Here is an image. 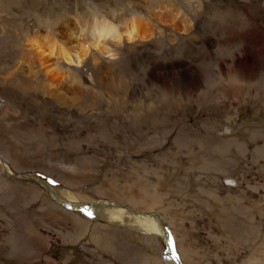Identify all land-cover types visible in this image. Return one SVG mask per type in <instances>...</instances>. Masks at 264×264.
<instances>
[{
  "label": "rangeland",
  "instance_id": "obj_1",
  "mask_svg": "<svg viewBox=\"0 0 264 264\" xmlns=\"http://www.w3.org/2000/svg\"><path fill=\"white\" fill-rule=\"evenodd\" d=\"M164 6L187 32L148 17ZM78 13L154 34L52 83L29 43ZM243 45L254 75L233 73ZM0 154V264L163 263L161 238L56 203L46 180L158 213L182 264H264V0H0Z\"/></svg>",
  "mask_w": 264,
  "mask_h": 264
},
{
  "label": "bare ground",
  "instance_id": "obj_2",
  "mask_svg": "<svg viewBox=\"0 0 264 264\" xmlns=\"http://www.w3.org/2000/svg\"><path fill=\"white\" fill-rule=\"evenodd\" d=\"M153 15L155 19L162 22L164 25L169 26L173 31H188L185 24L179 21L180 12L176 9H169V6H164L161 11H157L153 14L150 12L148 17H152ZM74 17L75 24L73 25L70 23L69 19L64 21L60 20L59 23L56 20L54 22L46 21L45 24L47 25V31L43 33L36 31L29 43L31 46L29 52L35 56L34 59L40 58L38 60L41 62V65L50 77L49 79L52 83H55L56 81L62 83L64 80L69 79V83L80 84L82 79L80 80V78L76 76L75 70L79 71V69L84 66L91 50L100 56L113 58L116 56V53L120 51V47L123 46L125 42L140 43L150 39L151 34H154L149 23H145V20L141 19L136 14H133L129 19H123L120 24L116 23L115 20H109L104 15H102L101 18L93 17L92 22H79V13L75 14ZM182 17L185 18V14H182ZM57 23L63 27L60 26L61 28H55ZM121 26L123 27L122 29ZM252 33L254 32L251 31L245 34V44L250 43V40H252L256 47L253 54L257 56L260 49H257L259 44L254 38H258L259 40L261 32L259 31L258 35L254 38ZM242 52L244 66L241 68V66L236 64L237 58L233 61L234 65L237 67V70L233 73L238 76H240L239 73L242 75H254L256 73V71H253L256 69V66L253 63L254 57L251 56L247 45H243ZM32 57L31 61H33ZM29 59L30 53H22L20 55V61L18 60L19 62L15 63L16 70H19L20 67H22L31 72V63L29 64L31 65L29 68L25 67L27 65L26 61ZM83 85H86L85 88L91 89L93 92L97 93L95 87L90 86L89 88L84 82ZM0 162L3 165V169L11 174L12 171L8 167V160L2 154H0ZM26 176L33 179L28 173ZM225 180L229 183L227 185H233L230 182V178H225L224 181ZM38 183L50 190L51 197L56 203L61 205L62 202L68 208L70 207V210L72 211H74V209L78 211L80 206H85L86 210L90 212L91 216L95 221L97 220V222L103 220L113 225L136 231L147 237L155 236L161 238L165 245L162 264H182V259L176 250L174 234L164 224L158 213L135 211L130 207L122 206L115 201H81L74 192L67 188L50 186L46 182H44L46 185L40 181H38ZM153 263L159 264V261Z\"/></svg>",
  "mask_w": 264,
  "mask_h": 264
},
{
  "label": "water",
  "instance_id": "obj_3",
  "mask_svg": "<svg viewBox=\"0 0 264 264\" xmlns=\"http://www.w3.org/2000/svg\"><path fill=\"white\" fill-rule=\"evenodd\" d=\"M226 184H229L227 180L224 181ZM235 185V184H234ZM170 237V236H169Z\"/></svg>",
  "mask_w": 264,
  "mask_h": 264
}]
</instances>
